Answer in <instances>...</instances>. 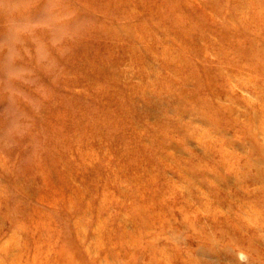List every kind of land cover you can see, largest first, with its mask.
I'll return each mask as SVG.
<instances>
[{
	"label": "rangeland",
	"instance_id": "374dc122",
	"mask_svg": "<svg viewBox=\"0 0 264 264\" xmlns=\"http://www.w3.org/2000/svg\"><path fill=\"white\" fill-rule=\"evenodd\" d=\"M72 3L97 27L0 166V264H264V0Z\"/></svg>",
	"mask_w": 264,
	"mask_h": 264
},
{
	"label": "clouds",
	"instance_id": "9594fccd",
	"mask_svg": "<svg viewBox=\"0 0 264 264\" xmlns=\"http://www.w3.org/2000/svg\"><path fill=\"white\" fill-rule=\"evenodd\" d=\"M97 27L72 0H0V166L12 180L45 151L38 118L76 47ZM12 188L0 185L10 199ZM181 246L185 236L169 232Z\"/></svg>",
	"mask_w": 264,
	"mask_h": 264
}]
</instances>
